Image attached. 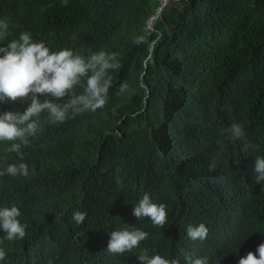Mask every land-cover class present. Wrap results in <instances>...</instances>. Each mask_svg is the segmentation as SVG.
I'll return each instance as SVG.
<instances>
[{
    "label": "trees",
    "instance_id": "1",
    "mask_svg": "<svg viewBox=\"0 0 264 264\" xmlns=\"http://www.w3.org/2000/svg\"><path fill=\"white\" fill-rule=\"evenodd\" d=\"M161 6L0 0V18L16 28L24 19L32 42L68 58L64 96L46 91L40 78L0 100V188L21 183L24 195L15 204L25 239L10 242L7 264H75L87 254L109 260L100 229L125 225L133 235L147 221L166 223L157 231L162 251L194 252L177 233L185 235L205 209L221 226L215 243L201 247L204 256L261 264L264 0ZM91 92L83 110L58 120ZM34 127L39 135L20 147L23 131ZM43 143L61 149L63 172L48 181L39 170ZM17 171L28 182L15 179ZM249 253L256 256L250 263Z\"/></svg>",
    "mask_w": 264,
    "mask_h": 264
},
{
    "label": "clouds",
    "instance_id": "2",
    "mask_svg": "<svg viewBox=\"0 0 264 264\" xmlns=\"http://www.w3.org/2000/svg\"><path fill=\"white\" fill-rule=\"evenodd\" d=\"M17 24L25 25L16 28L0 18V100L7 101L13 92L21 89L19 88L20 85L25 88L40 78H42V82L47 84L46 91H59V94L64 96L67 85L62 75L68 63L67 56L44 41L32 42L29 25L24 19L17 20ZM21 78H23L22 82H20ZM92 96L93 93L91 92L89 96L83 99L81 105L75 109H68L58 117V120L65 122L72 118L76 111L83 110L84 105L92 102ZM44 125H47V122H44ZM36 128L39 127L23 131L19 142L20 147L28 145L39 135L40 130ZM58 150H61L60 147L57 148L54 144L47 146L43 143V159L39 170L48 172L47 181L51 175L63 172L59 170L62 164L58 159ZM190 159L188 155H185V163L188 167L192 165ZM3 162L4 157L0 153V175L6 167ZM24 167L26 168V166ZM15 175V179L28 182L27 173L17 171ZM201 183L202 181L190 183L187 188L193 189ZM210 191L208 190V195ZM0 195L3 198V201H0V264H7L10 255L8 249L10 242L16 246L19 240L25 239L22 223L17 217L20 208L15 204L22 202L24 197L22 184L20 183L15 189L11 187L0 188ZM196 219V223H190L186 226L185 235L177 233L186 244L198 247L194 252L184 251L180 254H174L162 251L161 238L157 231L167 230L163 228L166 223L147 221L150 224L148 229L142 226L133 231L129 229L133 235L128 234L125 225L109 230L106 227L104 229L99 228L100 240L104 242V248L112 258L109 260L92 259L87 254L85 260L77 261L75 264H220L204 256L200 250L201 247L213 244L217 240L219 234L217 226H221L219 216L214 212L211 215L205 209L204 213ZM262 248L259 256L261 264H264V247ZM247 257L248 263L256 259L253 253H249Z\"/></svg>",
    "mask_w": 264,
    "mask_h": 264
},
{
    "label": "rangeland",
    "instance_id": "3",
    "mask_svg": "<svg viewBox=\"0 0 264 264\" xmlns=\"http://www.w3.org/2000/svg\"><path fill=\"white\" fill-rule=\"evenodd\" d=\"M164 3H170L171 2V4L173 3V0H162Z\"/></svg>",
    "mask_w": 264,
    "mask_h": 264
},
{
    "label": "water",
    "instance_id": "4",
    "mask_svg": "<svg viewBox=\"0 0 264 264\" xmlns=\"http://www.w3.org/2000/svg\"><path fill=\"white\" fill-rule=\"evenodd\" d=\"M166 5V3H164L163 1H162V6L161 7H163V6H165ZM161 7H160V9H161ZM160 9H159V11H160ZM158 11V12H159ZM156 17V16H155Z\"/></svg>",
    "mask_w": 264,
    "mask_h": 264
},
{
    "label": "bare ground",
    "instance_id": "5",
    "mask_svg": "<svg viewBox=\"0 0 264 264\" xmlns=\"http://www.w3.org/2000/svg\"><path fill=\"white\" fill-rule=\"evenodd\" d=\"M125 50V49H124ZM263 141V140H262ZM6 185V184H5ZM258 234V233H257ZM260 234H262V233H260ZM263 235H264V233H263ZM193 261L192 262H194V259H192Z\"/></svg>",
    "mask_w": 264,
    "mask_h": 264
}]
</instances>
